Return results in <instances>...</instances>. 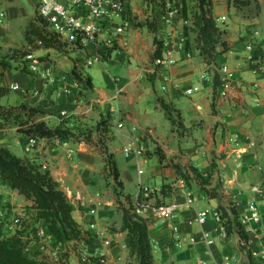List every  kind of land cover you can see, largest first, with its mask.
I'll list each match as a JSON object with an SVG mask.
<instances>
[{"label":"crops","instance_id":"0c3cea01","mask_svg":"<svg viewBox=\"0 0 264 264\" xmlns=\"http://www.w3.org/2000/svg\"><path fill=\"white\" fill-rule=\"evenodd\" d=\"M243 1L247 4L237 6L215 0L214 18L226 30L228 50L213 58L200 54L192 40L189 45L186 39L181 42L180 13L166 18L158 4L125 0L131 18L127 16L117 47L103 63L86 65L97 49L95 42L84 47L68 44L60 51L38 41L39 47L30 53L39 65L31 72L25 58L11 56L30 46L25 31L39 11V1L0 0V85L10 89L2 103L29 102L44 112L51 126L65 122L80 134L78 139L40 138L31 145L16 128L0 130V143L48 170L72 204L80 235L69 233L64 242H56L61 256L68 253L69 264H96L100 255L110 264H138L119 208V202L128 207L131 201L140 203V216L148 221L154 264H225L226 258L248 264L252 254L264 264V0ZM156 40L163 43L160 57H155ZM252 40L253 59L247 50ZM223 66L232 72L226 96L216 84ZM74 68L91 78L92 89L81 90L71 73ZM194 87L199 90L185 94ZM162 104L169 106L172 119ZM115 113L121 118L120 129H115ZM130 144L143 147L144 153L127 157L124 148ZM109 159L122 183L119 200L115 180L104 177L111 175ZM141 188L148 194H140ZM186 190L192 191L194 204L181 208L171 221L160 218L156 207L185 202ZM253 203L260 219L244 222ZM232 206L243 221L250 251L241 246L236 229L228 235L212 217L204 224L196 222L203 209ZM14 220L25 225L27 237L35 226L46 228L33 201L0 182L2 236L20 230Z\"/></svg>","mask_w":264,"mask_h":264},{"label":"trees","instance_id":"16d2710c","mask_svg":"<svg viewBox=\"0 0 264 264\" xmlns=\"http://www.w3.org/2000/svg\"><path fill=\"white\" fill-rule=\"evenodd\" d=\"M148 5L158 4L165 12L171 0H145ZM189 1H194L195 5L190 6ZM235 5H245L247 1L229 0ZM215 0H177L176 7L181 14L184 27L183 35L189 45L191 40L194 42L200 54L211 58L219 53L228 50V44L223 40L226 30L218 26L214 18ZM127 14V13H126ZM130 20L131 17L126 15ZM194 37L192 39V35ZM25 37L28 44L27 48H21L13 52L11 58H25L36 47L38 41L42 42L44 48H52L64 51L67 46L49 26L46 18L38 13L34 16L28 28L25 31ZM158 49L155 57L161 56L162 42H158ZM222 46L220 52L218 48ZM117 46L108 49V54ZM1 64V62H0ZM72 76L80 86L81 90H90L93 88V82L90 77L84 76L77 68L72 71ZM220 85L219 80L216 81ZM10 93V89L0 85V130L7 128H16L19 133L29 138H76L80 136L65 122L57 126H51L44 120V112L39 110L29 102H22L18 105H5L2 98ZM170 119L172 111L168 105L162 104ZM110 117V116H109ZM110 119V118H109ZM108 166L111 175L116 182L115 194L119 198L122 196L118 187L122 183L119 181V172L117 167L109 159ZM0 182L3 185L17 190L21 195L33 201V206L37 210L39 220H42L50 234L56 239V242H64L69 238V233L74 237H79L80 229L73 218V206L65 192L61 189L48 170L42 169L39 165L28 159H22L12 153L8 147L0 143ZM129 199V197H127ZM138 204H140L138 202ZM136 206L130 202L128 207L122 206L123 211V229L128 231V244L131 251L136 255L138 264H154V255L152 242L149 235L148 221L135 212ZM222 224L228 235H231L236 229L244 240H249L245 233L240 215L235 206L230 210L220 207ZM251 255V261L248 264H260L255 261ZM0 264H69L65 258H60L57 262H47L42 258L33 256L27 251V241L22 231L14 235L4 237L0 234Z\"/></svg>","mask_w":264,"mask_h":264},{"label":"built area","instance_id":"2783aa9c","mask_svg":"<svg viewBox=\"0 0 264 264\" xmlns=\"http://www.w3.org/2000/svg\"><path fill=\"white\" fill-rule=\"evenodd\" d=\"M39 1V14L47 19L49 22L50 29L59 36V38L66 42L67 45H77L84 47L88 42L92 41L97 44V49L93 56L86 61V65L92 66L95 63H103L106 56H108V49L113 48L119 43V36L122 35L126 28V13L127 5L125 0H38ZM177 0H171L166 8V18L172 17L179 13V9L176 7ZM224 19H220L221 23H224ZM121 20V22H119ZM107 36L103 41H99L100 36L106 34ZM185 37L182 36L181 42L185 41ZM42 45V42H38ZM256 42L252 40L247 45V50L253 57L255 51ZM253 59V58H252ZM28 63L27 69L31 72H35L38 69L39 61L38 58L33 54H28L25 57ZM158 64L162 63V60H157ZM220 77V95L226 96L229 89L231 88L232 72L229 71L227 66L221 68ZM18 85H14L13 89H18ZM165 88V87H164ZM199 87L189 88L185 91L186 95H192L198 91ZM121 94V89L118 88L116 91V98ZM115 112V111H114ZM66 116V113H63ZM115 123V129L122 128L121 118L115 113L113 117ZM36 138H30V144H36ZM145 149L141 146L134 147L131 144L124 148V152L127 157L140 156L143 154ZM147 188H141L140 194H148ZM187 200L183 203L171 202L160 204L156 207V212L165 221L173 220L178 214L179 210L184 206H191L194 204V197L191 190L185 192ZM142 206L137 203L135 212L141 214ZM95 210H91V213H95ZM249 213L243 218L244 222L253 220L258 221L260 219L257 206L253 203L249 206ZM209 217L214 218L218 222L222 223L221 213L219 210L203 209L198 213L196 222L198 224H204ZM242 221V222H243ZM225 230V228H223ZM173 230L178 232L179 227L173 226ZM43 233V232H42ZM50 236V235H49ZM194 240V239H193ZM204 240L212 245L214 241L209 238L207 233H204ZM110 241H105V245H109ZM250 240H241V246L250 251ZM253 255V254H252ZM88 260L87 258H85ZM96 264H110L106 255H100ZM130 264H136L130 262ZM225 264H233V261L226 258Z\"/></svg>","mask_w":264,"mask_h":264},{"label":"rangeland","instance_id":"374dc122","mask_svg":"<svg viewBox=\"0 0 264 264\" xmlns=\"http://www.w3.org/2000/svg\"><path fill=\"white\" fill-rule=\"evenodd\" d=\"M189 5L190 6L195 5V2L189 1ZM253 8L255 7L253 6ZM19 59H22V58L20 57ZM26 62H21L22 66ZM14 65H16V62ZM97 67L98 65H96L94 68H97ZM104 177L106 179H108V177L109 178L111 177L112 180H114L113 177L109 173H105ZM119 203H120L119 208H121L123 206V203L122 202H119ZM14 223L16 224L18 228H20V230L15 229L16 232L25 230L23 229L25 225H22V222L20 221L17 222L16 220H14ZM30 233H31L30 234L31 236L30 235L28 237L25 236V240L27 241L28 253H30L33 256L42 258L45 261L51 262V263L57 262L60 258H65L68 261V253H65L63 256L60 255L59 247H57L58 244L56 243L54 237L50 234V232L48 230L46 231V228H43L41 225H38V226L33 227V230L31 229ZM50 240H53V241H50Z\"/></svg>","mask_w":264,"mask_h":264}]
</instances>
